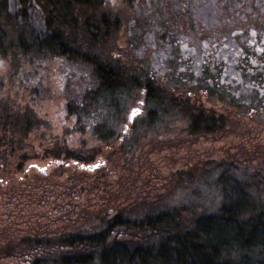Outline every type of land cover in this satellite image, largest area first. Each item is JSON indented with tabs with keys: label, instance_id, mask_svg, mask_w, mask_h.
<instances>
[{
	"label": "trees",
	"instance_id": "1",
	"mask_svg": "<svg viewBox=\"0 0 264 264\" xmlns=\"http://www.w3.org/2000/svg\"><path fill=\"white\" fill-rule=\"evenodd\" d=\"M106 8L105 0H0V61L15 68L38 62L56 68L82 65L95 82L79 101L63 105V122L69 128L77 126L75 131L87 137L84 147H91L75 151L53 145L30 157L18 154L14 172L24 171L25 162L33 160L79 165L85 171L81 166L97 158L129 155L138 129H155L174 114L180 115V133L187 136L215 135L225 128L223 114L194 98H181L129 59L118 44L124 23ZM250 11L254 19L248 21ZM221 13L220 25L234 20L239 25L236 36L251 30L255 41L263 44V51L254 47L253 52L246 46L249 42L232 35L233 29L221 34L236 39V69L242 76L251 75L250 88L258 87L254 100L260 103L264 100V0H228ZM212 79L219 88L218 80ZM198 88L208 94L207 82H199ZM132 105L141 106L145 115L130 123L124 115ZM39 127L40 121L29 110L16 113L0 107V169H7V155L20 152ZM215 168L219 171L209 186L214 197L211 209L200 204L167 208L158 199L136 216L119 212L106 218L104 212L96 219L99 231L73 227L49 237L24 233L15 241L26 251L22 264H264V162L245 175L228 166ZM184 176L178 172L177 183L195 179ZM7 185L0 183V192L8 205L12 195ZM17 212L3 211L6 224L25 222Z\"/></svg>",
	"mask_w": 264,
	"mask_h": 264
},
{
	"label": "rangeland",
	"instance_id": "2",
	"mask_svg": "<svg viewBox=\"0 0 264 264\" xmlns=\"http://www.w3.org/2000/svg\"><path fill=\"white\" fill-rule=\"evenodd\" d=\"M225 1L105 0L106 10L124 23L118 44L133 63L149 71L162 86L182 94L181 98L199 100L227 121L215 135L191 137L180 133V115L174 114L155 129H138L135 149L129 155L97 158L82 166L88 167L85 171L79 165L63 167L39 160L25 162L24 171L14 172L12 167L18 154L30 157L53 145L75 151L84 147L86 135L63 122V105L79 101L93 88L89 68L73 64L56 68L43 62L15 68L0 61V107L16 113L29 110L40 121L21 151L7 155V169H0V183L9 184L12 195L7 205L8 198L0 192V264H22L26 251L15 241L24 233L49 237L73 227L99 231L96 219L104 212L106 218L119 212L136 216L158 199L167 208L200 204L211 209L214 197L209 186L219 171L215 166H228L245 175L262 165L264 100H254L258 87L250 88L251 75L237 71L234 53L237 38L249 42L246 46L253 52L254 47L263 51V44L255 41L251 30L246 36H236L239 25L234 20L220 25ZM252 18L250 11L246 20ZM231 29L236 39L221 35ZM212 78L221 84L219 88L213 86ZM203 81L208 83L209 95L199 92ZM134 109L145 115L141 106H128L125 121ZM178 172L195 179L179 184ZM3 211H18L25 222L6 224Z\"/></svg>",
	"mask_w": 264,
	"mask_h": 264
},
{
	"label": "water",
	"instance_id": "3",
	"mask_svg": "<svg viewBox=\"0 0 264 264\" xmlns=\"http://www.w3.org/2000/svg\"><path fill=\"white\" fill-rule=\"evenodd\" d=\"M138 114H139V110H138V112H137V114H136L135 116H137ZM135 116H134V117H135ZM130 117H132V118H130ZM134 117H133V114H131V115L128 117V121L131 123V122L133 121ZM32 167H33V168H36V165H33ZM81 168H83V167L81 166ZM94 168H96V166L92 167V169H94ZM84 169H88V167H87V168H84Z\"/></svg>",
	"mask_w": 264,
	"mask_h": 264
},
{
	"label": "snow or ice",
	"instance_id": "4",
	"mask_svg": "<svg viewBox=\"0 0 264 264\" xmlns=\"http://www.w3.org/2000/svg\"><path fill=\"white\" fill-rule=\"evenodd\" d=\"M137 112H138V110H136V109L133 110V117L137 114ZM130 118H132V117H130Z\"/></svg>",
	"mask_w": 264,
	"mask_h": 264
}]
</instances>
